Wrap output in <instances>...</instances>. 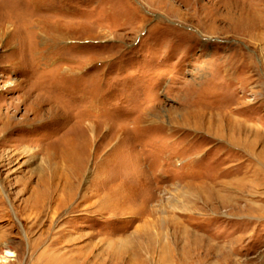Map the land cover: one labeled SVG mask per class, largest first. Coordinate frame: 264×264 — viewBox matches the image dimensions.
Wrapping results in <instances>:
<instances>
[{"label":"rangeland","instance_id":"rangeland-1","mask_svg":"<svg viewBox=\"0 0 264 264\" xmlns=\"http://www.w3.org/2000/svg\"><path fill=\"white\" fill-rule=\"evenodd\" d=\"M7 250L264 264V0H0Z\"/></svg>","mask_w":264,"mask_h":264},{"label":"bare ground","instance_id":"bare-ground-1","mask_svg":"<svg viewBox=\"0 0 264 264\" xmlns=\"http://www.w3.org/2000/svg\"><path fill=\"white\" fill-rule=\"evenodd\" d=\"M24 151H25L26 153L31 152V150L28 149V148H26ZM13 256H16V254H15L14 252H12V251H8V250H7L5 255L0 256V262L6 263L7 260H8L10 257H13Z\"/></svg>","mask_w":264,"mask_h":264}]
</instances>
